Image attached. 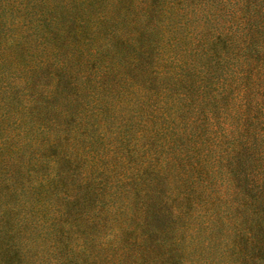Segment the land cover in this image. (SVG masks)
<instances>
[{"label": "rangeland", "instance_id": "obj_1", "mask_svg": "<svg viewBox=\"0 0 264 264\" xmlns=\"http://www.w3.org/2000/svg\"><path fill=\"white\" fill-rule=\"evenodd\" d=\"M165 1L166 17L164 0H0V31L22 45L21 61L0 56V264H264V106L225 89L260 2ZM132 36L153 44L149 63L165 44L163 136L145 117L154 71L96 82L106 56L128 62ZM124 138L134 157L116 174Z\"/></svg>", "mask_w": 264, "mask_h": 264}, {"label": "trees", "instance_id": "obj_2", "mask_svg": "<svg viewBox=\"0 0 264 264\" xmlns=\"http://www.w3.org/2000/svg\"><path fill=\"white\" fill-rule=\"evenodd\" d=\"M165 0H164V17H166V12H165ZM258 2H260V7L258 10H252V16L251 18H248L250 21V26H248V28H245L246 30L244 31V34L240 32V34H237V38L239 40V46H236L234 48V56H237L239 52H236V50L239 48V50L237 51H241V56L239 57L241 59V61H238L239 64V68L237 69V80L230 82V84L228 83L226 85V91L231 89V91H229L230 96L237 95V97L240 99V103L242 104V106H260V104L262 106H264V100L262 99V97H264V0H258ZM129 4V3H128ZM252 6L250 3H247L246 8ZM2 8V5L0 4V10ZM158 8H160L159 10H157ZM153 9V8H152ZM249 9V8H248ZM152 11V10H151ZM149 11V12H151ZM154 11H156L158 14V20L161 19L162 16V11H161V7H156L154 8ZM159 11V12H158ZM1 13V12H0ZM160 13V14H159ZM1 18V15H0ZM139 19L138 16H135L132 20H136ZM2 21V20H1ZM138 23V22H136ZM164 27V39L166 37V26ZM114 31L112 30V33ZM110 35V37H112L113 34H108ZM223 35V34H222ZM7 36V37H6ZM0 37H4L5 39H0V56H3L4 58H2V62H5L7 60L6 63L8 62H14L15 60L17 61H21L20 58V49L22 48L21 43H17L16 42V36H12L11 34L8 35L7 33H5L2 29L0 31ZM135 38V36H132L131 42L130 41H123V45L125 49H130L131 47H135L134 51H132L129 57L128 62L126 63H122V67H120V70H118V66L117 64H115L114 61L111 60V58H108L109 56H106V64L104 66V70H102L100 73H98V76L100 77L97 78L96 75V82H99L98 84H100L101 86V82H107L108 84L112 82V80H114V83L116 82V84H120V83H125L127 84L128 82H133L134 80H136V83H138V78L137 76L141 73L144 74V76H150L151 73H153L154 71V75H156L154 77L153 81L154 83H156L155 85V94L150 95V97L148 98V104L149 107L146 109V113L145 117L148 119V123L150 122L151 124H157V122L161 123L162 126V130H157V127L155 128V130L151 131V135L153 136L157 134L159 136H163L164 131L168 128V120H171V116L169 114H164V100L167 99V96L171 97V92L170 95L168 92H166L167 90H169V84H167L165 82V80H161L160 77L161 76H165V74L167 72H169L170 70V65L168 63V60L166 58V52H165V44H164V61L162 60V62H160V58H161V53H162V48H160V50L158 51V58L157 60L153 59V61H151V63H149L150 58H148L149 54H152L156 51V49L154 48L153 44L152 46L149 44H146L145 46H137L136 43L135 45L132 42V38ZM117 38V36H116ZM216 40V46H226L225 41H221L218 40L217 41V37H214L213 41ZM142 47V48H140ZM93 53V52H92ZM91 55L93 57L96 56L95 54ZM148 59V62H147ZM209 64V62H208ZM23 65V64H22ZM121 70H125L126 72H123V74H119L121 72ZM22 71V66H17V68L15 70H13V72L16 74L17 72L21 73ZM142 71V72H141ZM23 73V72H22ZM97 74V73H95ZM91 75V74H90ZM207 75V74H206ZM118 79V80H117ZM99 80V81H98ZM200 82V81H199ZM198 83V82H197ZM19 84L21 86H23L24 88V92L26 94L29 93V96L32 97V99H34L35 103L34 106L31 108V110L33 112L36 111V105L40 104V96L36 97L35 93H32L31 90V82L28 78H22V80L19 81ZM19 85V86H20ZM137 86V84H135ZM197 85V84H196ZM231 86L228 88V86ZM20 86V87H21ZM203 84L202 82L199 83L198 86H195V90L194 91H198V99H200V102L202 100V103L204 104H209L210 100H209V96L207 95L208 92L203 91ZM173 89V86H171ZM111 89V88H110ZM110 89L106 88L105 91H110ZM172 89L170 91H172ZM257 91V94L260 95L258 96V100L255 103V98L253 96H251V91ZM95 94V92H94ZM94 94H92V97H94ZM109 95V94H108ZM45 96H47V98L49 99L48 96H50L51 98V94H46ZM115 96V94H114ZM196 94L193 96L194 99ZM103 98V95H102ZM108 98L107 95H104V100ZM99 99V96H98ZM104 100L103 103H104ZM166 103L167 100H166ZM245 103V104H243ZM118 106L119 105H114L112 104L113 109L116 108V110H118ZM239 109V107H238ZM237 109V110H238ZM94 113L98 114V111L94 110ZM238 112H236L235 116H237L239 119V115L237 114ZM245 118V114H243L242 119ZM129 122V121H127ZM135 124L139 123V119H136V121H134ZM145 130V125L142 127ZM129 124L126 130V137H127V132L129 133ZM150 129H148L149 132ZM144 132V131H143ZM143 134V133H142ZM139 135V134H138ZM122 143H121V149L122 152H120L122 155L120 156V158H118V162H111L109 161V163H114L111 164V167L113 169H116V174L120 173V169L123 170H127L131 168V163H132V158L134 157L133 154V150H132V146H128L126 144L127 138L122 139ZM131 140L128 138V144ZM159 146H157L156 149H158ZM147 148V150H150V146H148L147 144L144 145V149ZM126 149L125 153H127V158H123V150ZM157 151V150H156ZM156 153V152H154ZM158 153V152H157ZM155 155V154H154ZM66 162H69L70 160L66 158V156L64 157ZM69 158V157H68ZM157 156H154V160H156ZM72 163V161H71ZM113 165V166H112ZM151 165V163H150ZM155 166V164H154ZM260 180H261V186L263 187L264 190V178L263 176H260Z\"/></svg>", "mask_w": 264, "mask_h": 264}]
</instances>
